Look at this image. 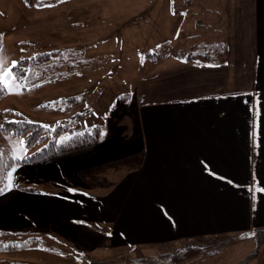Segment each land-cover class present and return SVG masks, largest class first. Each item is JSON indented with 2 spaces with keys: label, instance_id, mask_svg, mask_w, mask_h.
Returning <instances> with one entry per match:
<instances>
[{
  "label": "crops",
  "instance_id": "1",
  "mask_svg": "<svg viewBox=\"0 0 264 264\" xmlns=\"http://www.w3.org/2000/svg\"><path fill=\"white\" fill-rule=\"evenodd\" d=\"M221 13L225 60H147L160 88L139 102L137 133L108 147L134 148L103 155L99 139L54 154L49 174L76 181L36 202V221L109 223L113 245L264 229V0H225ZM108 169L109 184L95 179ZM248 264H264V242Z\"/></svg>",
  "mask_w": 264,
  "mask_h": 264
},
{
  "label": "rangeland",
  "instance_id": "2",
  "mask_svg": "<svg viewBox=\"0 0 264 264\" xmlns=\"http://www.w3.org/2000/svg\"><path fill=\"white\" fill-rule=\"evenodd\" d=\"M224 2L52 0L35 7L25 6L20 0H0V55L7 66L37 53L55 51L65 52L71 62L82 63L58 80L34 88L21 83V94L0 95L2 119H25L50 130L66 126L68 136L100 127L99 151L103 155L114 149L128 150L131 144L130 148H134L133 142L123 145L117 141V147H108L115 139L137 133L139 102L160 88L158 80L151 78L154 69L147 65V60L152 63L164 58L156 52L165 48L170 53L182 54L171 57H185L200 41L197 33L203 32V42H221ZM210 29L216 31L212 41L205 37L211 34ZM165 43L167 47L160 50L159 46ZM224 50L220 62L225 60L226 46ZM146 51L151 53L147 58ZM19 140L24 141L0 130V149L12 159L13 145ZM31 152L24 144L23 158ZM46 161L36 165L13 163L8 170L16 167L10 189L5 187V176L0 195V249L14 250L0 254V264H121L126 258L198 244L194 238L169 243L131 239L129 245H113L103 231L110 230L109 223L36 221L31 212L34 204L62 182L70 187L76 181L63 180L57 170L49 174ZM110 175L108 169L106 173H97L95 179L109 184L113 179ZM261 236L258 232L208 236L223 250L198 264H239L252 254L254 243Z\"/></svg>",
  "mask_w": 264,
  "mask_h": 264
},
{
  "label": "trees",
  "instance_id": "3",
  "mask_svg": "<svg viewBox=\"0 0 264 264\" xmlns=\"http://www.w3.org/2000/svg\"><path fill=\"white\" fill-rule=\"evenodd\" d=\"M190 1V0H189ZM25 6L41 7L46 2L52 0H20ZM166 46V45H163ZM167 47V46H166ZM163 47H160V50ZM225 43L222 42H198L195 48L190 51L185 59H198L208 65H215L224 57ZM222 54V55H221ZM151 55L150 51H146L144 57ZM157 56L167 57L177 56L180 54H173L165 48V51H157ZM71 59L65 56V52H44L37 53L31 57L21 59L17 62V68L13 69L18 75L27 74V80H21L27 88H34L40 84L52 82L64 77L68 72L82 66L78 61L71 62ZM3 93H0L2 95ZM0 124L4 127L1 130L3 133L11 136H18L24 139L25 147L32 151L23 159H12L5 150L0 149V164L3 166V173L6 176L9 168L13 163L20 162L27 165L40 164L54 154L82 146L94 145L99 140L100 127H89L82 132L68 136L66 133V126L56 127L50 130L39 123L30 122L25 119L16 121H4L0 114ZM3 183H0L2 188ZM18 189H23L19 187ZM1 195V194H0ZM257 233L262 236L255 241V248L251 255L242 259L239 264H247L249 260L253 259L258 253L263 243L264 229H253L250 233ZM213 238H195L194 242L198 244H187L186 246H178L171 252L160 253L156 255L142 256L138 258H126L121 264H198L204 262L218 255L222 250L220 244L212 243ZM14 249L2 247L0 254L10 252ZM26 264V263H25ZM90 264H100L91 262Z\"/></svg>",
  "mask_w": 264,
  "mask_h": 264
},
{
  "label": "snow or ice",
  "instance_id": "4",
  "mask_svg": "<svg viewBox=\"0 0 264 264\" xmlns=\"http://www.w3.org/2000/svg\"><path fill=\"white\" fill-rule=\"evenodd\" d=\"M8 62L5 58L0 55V93L6 94H21L20 89L23 85L20 83L21 80H27V74L18 75L13 69L17 68V63L13 61L11 66H7ZM211 66V65H209ZM3 125L0 124V130L3 129ZM23 145L24 141L19 140L15 145H13V159H22L23 158ZM16 171V167L13 166L10 171L7 172V183L5 185L6 188L10 189L12 187V177L13 173ZM5 179V175L3 173V166L0 164V183H3ZM4 189L0 188V194H3ZM72 191V190H69ZM256 191H262V189L256 188Z\"/></svg>",
  "mask_w": 264,
  "mask_h": 264
}]
</instances>
